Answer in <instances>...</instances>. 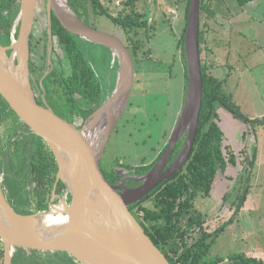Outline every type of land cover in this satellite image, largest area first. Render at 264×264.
I'll use <instances>...</instances> for the list:
<instances>
[{
  "label": "water",
  "instance_id": "obj_1",
  "mask_svg": "<svg viewBox=\"0 0 264 264\" xmlns=\"http://www.w3.org/2000/svg\"><path fill=\"white\" fill-rule=\"evenodd\" d=\"M48 1L66 29L112 51L118 63L116 85L81 129L46 113L32 87L29 67V41L38 0H21L19 36L10 45L0 42V93L19 118L55 152L59 164L57 179L66 186L68 199L65 209L57 213H21L9 202L0 182V237L5 245V263L12 264L14 248L26 247L66 251L83 264H171L129 207L156 186L165 163L185 133L186 146L164 177L182 167L195 144L204 95L201 0H191L185 35L188 88L168 149L147 175L146 184L122 192L107 180L100 163L131 100L136 76L133 56L122 38L84 22L69 0Z\"/></svg>",
  "mask_w": 264,
  "mask_h": 264
},
{
  "label": "rangeland",
  "instance_id": "obj_2",
  "mask_svg": "<svg viewBox=\"0 0 264 264\" xmlns=\"http://www.w3.org/2000/svg\"><path fill=\"white\" fill-rule=\"evenodd\" d=\"M126 1L113 0L109 7L111 14L118 16L124 11ZM175 1H137L138 10L148 14L151 26L149 30L153 37L148 38L138 55H133L131 50L138 75L133 93L136 96L132 97L133 101L131 99V103L134 104L131 112H126L119 123L121 130L112 133L105 149L103 160L111 167L128 166L126 155L132 152L131 155L139 156L141 151L149 150L150 144H156V141L162 139L163 131L166 130L167 133L173 130L183 109L186 97L183 64L180 60L173 63L175 62L173 56L177 52L178 37L185 26L186 1L183 0L179 7L173 4ZM69 2L75 7L77 5V9L82 8V0H69ZM88 4L93 21L98 14L93 10L90 1ZM105 4L108 6V0ZM226 4L230 7V12L227 13L236 16L228 18L229 16L218 14L214 18L209 17L214 30L207 31L206 34L208 45L214 50L208 52L204 50L202 60L207 65H215L211 71L216 76L229 77L224 83L225 90L233 94L244 113L255 118L257 115H264V0H254L243 8L238 0H226ZM105 19L110 23L102 19L100 25L111 30L129 45L131 43L129 34L116 25L112 18ZM142 37L145 39L146 33H143ZM262 44L263 46L259 47ZM229 62L235 66L231 72ZM1 97L6 100L2 94ZM218 113V121L225 132V151L226 146L237 152L243 150L247 143L245 137L249 135L248 125L235 118L226 108H218ZM10 114L18 116L16 112ZM8 120V117L1 119L2 138L6 133L5 129L11 124ZM255 129L260 142L254 145L252 150L255 148L257 150L259 147L261 152H259V161L250 174L251 193L239 215L234 213L237 208L236 194L241 186L240 178L245 174L242 164L228 163L227 168L220 170L211 196L200 197L198 201L205 211V223L210 231L226 223L234 215V222L228 225L214 245L213 255L226 256L235 252H245L264 259V125H256ZM147 130L152 132L151 138L147 136ZM144 138L151 140L145 147H143ZM167 138L166 135L163 141L167 142ZM134 140L139 146H134ZM238 156L240 159V155ZM19 160L18 156L13 158V162ZM23 188L27 199L29 196H36L31 193L33 191L29 190L28 184ZM227 192H231V196L225 198ZM230 199L235 201L229 203ZM0 264H3L1 254Z\"/></svg>",
  "mask_w": 264,
  "mask_h": 264
},
{
  "label": "trees",
  "instance_id": "obj_3",
  "mask_svg": "<svg viewBox=\"0 0 264 264\" xmlns=\"http://www.w3.org/2000/svg\"><path fill=\"white\" fill-rule=\"evenodd\" d=\"M0 1H3L6 4L5 7L8 8L18 2V0ZM88 1L91 2L93 10L97 14L111 16L113 22L129 34L131 43L128 47L133 50V55H138L139 51L147 43L148 38L151 39L153 37L149 30L151 26L149 24L148 14L138 10V0H127L125 10L120 12L118 16H113L110 8L105 7L100 0H85L87 3ZM184 1H186L184 6L185 26L177 40V52L173 56L175 60L173 63L180 60L183 64V76L185 80L184 94L186 96L189 73L185 51V35L190 16L191 0ZM252 1L254 0H238L241 8ZM182 3L183 0H176L173 4L179 7ZM84 5L86 6V4ZM229 8L226 0H201V56L204 50L207 52L214 50L208 45V36L206 34L207 31L214 30V26L211 24L209 17L214 18L218 14L229 16L228 18L231 16L235 17L236 14L227 13L230 10ZM17 10L19 11V8ZM12 21L13 18L6 20L0 13V34L3 35V38H0V42L3 45H9L11 43ZM204 26L206 27L205 29L203 28ZM65 31L69 34L67 47L70 55L75 54L77 61H83L81 63L83 64L81 70L86 90L91 95H97L99 80L91 65L94 62L95 56L92 48L95 45L85 42V45L80 47L71 37L74 34H71L67 29ZM143 33H146L147 37L145 39L142 37ZM109 52L112 51L109 50ZM149 52L151 53V50ZM77 61L75 64H80ZM202 66L204 80L203 106L198 133L195 144L189 154L186 169L183 168L181 172L179 171L175 176L155 189L150 195L151 197L153 196L150 201L139 204L137 213L131 211L154 243L163 251L171 264H264V259L249 255L245 252H235L226 256L212 254V249L218 241V238L225 232L228 225L234 222V215H239L251 193L250 174L254 167H256L255 163L257 158V150L256 148L252 150V147L259 142L255 127L256 125H264V118L262 120H254L244 113L242 107L235 101L233 94L225 90L224 83L229 77H219L211 71V68L215 65H207L202 60ZM116 68H118V63ZM136 82H138V75H136ZM99 106L100 104L95 106L92 111L86 113L82 125H84L87 118ZM218 108H226L235 118H238L248 125L249 135L245 137L247 143L243 150L237 152L231 150V147L226 146L225 151V132L218 121ZM0 110H3V112H0L3 115H9L15 112L10 108L8 101L1 97V94ZM41 139L43 140V138ZM43 143L47 146V150L36 151L33 158V165L36 167V170L41 171L38 177L39 186L37 193L39 196H44L43 193L45 191L42 188H45L48 182H53L59 171V164L55 152L46 141L43 140ZM238 155H240V159H238ZM51 159L52 164L49 167L47 163L51 162ZM228 163L234 165L242 164V169L245 173L240 178L241 186L238 194H236L237 199L235 204H237V208L234 215L226 223L210 231L209 226L207 227L205 223V211L200 207L198 201L200 197L208 198L211 196L220 170L227 168ZM184 169L185 171L183 172ZM43 170L47 171L46 175L42 174L44 172ZM229 196H231V192H227L225 198ZM19 212L33 213V211ZM0 243V254L3 257L4 249L2 248L3 241L1 237Z\"/></svg>",
  "mask_w": 264,
  "mask_h": 264
},
{
  "label": "flooded vegetation",
  "instance_id": "obj_4",
  "mask_svg": "<svg viewBox=\"0 0 264 264\" xmlns=\"http://www.w3.org/2000/svg\"><path fill=\"white\" fill-rule=\"evenodd\" d=\"M100 1L105 7H110L113 0H108V6L105 4L106 0ZM84 4H86V6ZM5 5L6 4H4L3 1H0L1 15L5 17L6 20L13 18L11 27L12 43L13 37L18 38L19 31L22 26V21H18L21 11V0H18L17 4L9 6V8L5 7ZM71 6L76 10L79 17L87 24L93 26L96 29L113 33L111 30L109 31V29L100 25V21L102 19L106 23H110L108 22L109 20H106L105 18H111V16L106 15V17L104 15L98 14L96 19L92 21L90 17L91 10L87 2L82 0L81 9H77V5L75 7V5H72V3ZM17 8H19V11ZM62 26L64 25L56 16L55 12L49 8V1L38 0L29 41V67L31 82L36 93L38 103L40 107L46 111V113L51 114L53 117H56L65 123L76 126L77 129H81L86 113L88 111H92V109H94V107L98 104L101 106L113 92L117 78V60L115 59L113 53L109 52L110 49L105 45L86 41L71 32V34H74V36L71 37L78 44V46L81 47L85 45V42L95 45L92 48L93 52L95 53L94 62H92L91 65L96 73V77L99 80V90L97 95H91L86 90L85 82L82 76L81 69L83 68V64L81 63H83V61H77L75 59V54L70 55L67 47V43L69 42V34L65 31L66 28ZM0 38H3L2 34H0ZM60 46L62 47V50H60ZM129 50L131 52L132 49L129 48ZM76 61L80 62V64H75ZM135 85L136 83H134V88ZM134 88L132 95L135 93ZM135 96V94L131 96V99ZM133 105L134 104L131 103L130 100L126 112L130 113ZM99 107H97L96 110ZM2 117H8V119L11 121L8 129H5L6 133L3 135V138L0 136V182L9 202L17 211H53L57 213L64 210V202L68 199L67 188L63 182L58 181L57 175L53 182H48V184H46L47 188H42V190L45 191V193H43L44 196H39L37 193L39 186L38 177L41 171L36 170V167L33 165V158L36 151L47 150L45 143H43V140L39 137V135L32 131L31 128L27 126L18 116L16 117L11 114L3 115L0 113V123L2 122ZM127 120L129 121V119ZM119 123L117 125L118 131L121 130L119 127L121 124ZM117 127L115 130H117ZM173 130L167 133L166 130L165 132L163 131L162 139H160V141H156V144H150V149L147 151H141L139 156H135L136 154L131 155L132 152L126 155L125 160L128 166L111 167L107 164V162H104L103 154L100 163L101 169L107 180L112 185L118 187V192H122V189H135L147 183V175L151 172L152 168L162 158L168 149ZM1 132L2 130L0 124V134ZM147 132V136L151 138L153 136L151 135L152 132L149 130H147ZM133 135L135 136L136 133ZM166 135L168 137L167 142H164L163 138H165ZM187 139L188 134L185 133L177 142L170 159L165 163L161 179H157L158 183L156 186L142 199L130 205L129 208L134 213L138 212L140 203H147L151 200L153 196L151 197L150 195L155 189H157L165 181L171 179L179 171L181 172L183 168L186 169V164L188 163L189 157L182 167L172 176L168 178L164 177L167 174L166 171L183 152L187 143ZM143 141V147H145L151 140H145L144 138ZM134 146H139V143L136 142V140H134ZM17 156L20 158V160L18 162H13V158ZM47 164L50 167L52 164V159L51 162ZM43 171L44 172L42 174L46 175L47 171ZM25 184L29 185V190L33 191L31 193L36 196H29L28 199L26 196H24L23 191L25 189L23 186ZM234 201L235 199H230L229 203ZM2 248L4 249L3 264H6L4 243ZM12 264L83 263L66 251H42L26 247H17L14 248L12 253Z\"/></svg>",
  "mask_w": 264,
  "mask_h": 264
},
{
  "label": "crops",
  "instance_id": "obj_5",
  "mask_svg": "<svg viewBox=\"0 0 264 264\" xmlns=\"http://www.w3.org/2000/svg\"><path fill=\"white\" fill-rule=\"evenodd\" d=\"M263 46V44L262 45H260L259 47H262ZM229 64H230V68H229V70H230V72L233 70V69H235L234 67V64L233 63H231V62H229ZM228 64V65H229ZM231 64H233V65H231ZM229 72V73H230ZM228 73V74H229ZM242 79V78H241ZM240 106H241V104H239ZM242 107V106H241ZM252 119H254V120H257V119H263L264 118V115H257L255 118L254 117H251ZM260 142V141H259ZM259 152H261V150L259 149V147L257 148V158H256V163H255V166L257 165V162L259 161Z\"/></svg>",
  "mask_w": 264,
  "mask_h": 264
},
{
  "label": "bare ground",
  "instance_id": "obj_6",
  "mask_svg": "<svg viewBox=\"0 0 264 264\" xmlns=\"http://www.w3.org/2000/svg\"><path fill=\"white\" fill-rule=\"evenodd\" d=\"M77 259V258H76Z\"/></svg>",
  "mask_w": 264,
  "mask_h": 264
}]
</instances>
